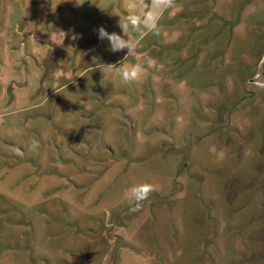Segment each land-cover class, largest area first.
I'll return each instance as SVG.
<instances>
[{
	"label": "rangeland",
	"instance_id": "obj_1",
	"mask_svg": "<svg viewBox=\"0 0 264 264\" xmlns=\"http://www.w3.org/2000/svg\"><path fill=\"white\" fill-rule=\"evenodd\" d=\"M144 4L0 0V264H264V0Z\"/></svg>",
	"mask_w": 264,
	"mask_h": 264
},
{
	"label": "clouds",
	"instance_id": "obj_2",
	"mask_svg": "<svg viewBox=\"0 0 264 264\" xmlns=\"http://www.w3.org/2000/svg\"><path fill=\"white\" fill-rule=\"evenodd\" d=\"M153 5L160 10H166L168 8H172L176 6V0H152ZM140 4L147 8L148 6L144 4V0H140ZM159 15L157 13H154L151 10L145 11L143 13V18H141L140 15H129L126 18V22L121 23L119 21V27L121 31L124 34L131 28L132 30H140V26L143 24V26L147 29L148 32H152L156 35L160 34L161 31V25L159 24ZM98 35V39L103 42L104 40H107L110 45V51L113 53L122 51L124 49L128 50V55H130L133 51L129 41L125 38H122L117 33H108L107 30L100 26L98 29L95 30ZM65 34V33H64ZM66 35V34H65ZM76 37H73L75 39ZM137 44H139V41H137ZM123 66V63H122ZM122 66L116 67V65L108 64L103 65L105 69H121ZM146 69L142 64H134L131 66H125L123 67V70L120 72V76L122 81L125 84H133L136 81H138L141 76L145 73ZM29 151L31 152H37L39 150V141L36 139H31L28 142ZM18 154L23 155V152L21 149H17ZM154 191L152 185L150 184H141L135 187H132L129 190V201L133 204V206L129 209L130 213H135L140 211L142 207V202L146 200L150 193Z\"/></svg>",
	"mask_w": 264,
	"mask_h": 264
},
{
	"label": "water",
	"instance_id": "obj_3",
	"mask_svg": "<svg viewBox=\"0 0 264 264\" xmlns=\"http://www.w3.org/2000/svg\"><path fill=\"white\" fill-rule=\"evenodd\" d=\"M249 81L259 84V85H264V50L260 56V59L257 65V71L254 77L251 78Z\"/></svg>",
	"mask_w": 264,
	"mask_h": 264
}]
</instances>
